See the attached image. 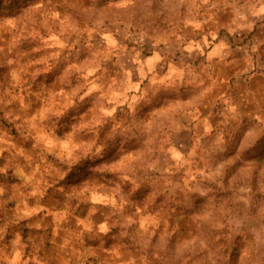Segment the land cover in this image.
I'll list each match as a JSON object with an SVG mask.
<instances>
[{
  "label": "rangeland",
  "instance_id": "rangeland-1",
  "mask_svg": "<svg viewBox=\"0 0 264 264\" xmlns=\"http://www.w3.org/2000/svg\"><path fill=\"white\" fill-rule=\"evenodd\" d=\"M204 24L264 73V0H0V264H264V96L154 88Z\"/></svg>",
  "mask_w": 264,
  "mask_h": 264
},
{
  "label": "crops",
  "instance_id": "crops-1",
  "mask_svg": "<svg viewBox=\"0 0 264 264\" xmlns=\"http://www.w3.org/2000/svg\"><path fill=\"white\" fill-rule=\"evenodd\" d=\"M227 28L226 34L220 35L219 30L223 29L220 24H204L201 33H187L176 40L174 47L180 49L181 55L173 58L161 55L153 59L159 78L154 88L160 93L165 90L167 95L173 94L178 88L175 80L180 76L185 79L192 74L191 77L196 78L194 84L200 98L197 113L204 120L214 114V106L220 105L221 96L236 106L264 96L261 66L254 67L244 48L234 46L232 29L235 28L231 25ZM262 49L260 47L261 55ZM188 87L183 84L181 88L185 91Z\"/></svg>",
  "mask_w": 264,
  "mask_h": 264
},
{
  "label": "trees",
  "instance_id": "trees-1",
  "mask_svg": "<svg viewBox=\"0 0 264 264\" xmlns=\"http://www.w3.org/2000/svg\"><path fill=\"white\" fill-rule=\"evenodd\" d=\"M165 91V90H164Z\"/></svg>",
  "mask_w": 264,
  "mask_h": 264
}]
</instances>
